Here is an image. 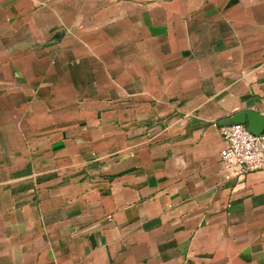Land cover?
<instances>
[{
	"label": "crops",
	"instance_id": "0c3cea01",
	"mask_svg": "<svg viewBox=\"0 0 264 264\" xmlns=\"http://www.w3.org/2000/svg\"><path fill=\"white\" fill-rule=\"evenodd\" d=\"M244 111L264 0H0V264H264Z\"/></svg>",
	"mask_w": 264,
	"mask_h": 264
},
{
	"label": "built area",
	"instance_id": "2783aa9c",
	"mask_svg": "<svg viewBox=\"0 0 264 264\" xmlns=\"http://www.w3.org/2000/svg\"><path fill=\"white\" fill-rule=\"evenodd\" d=\"M218 130L225 143L219 161L226 180H241L249 173L264 172V132L254 135L241 124L218 125Z\"/></svg>",
	"mask_w": 264,
	"mask_h": 264
},
{
	"label": "water",
	"instance_id": "95a60500",
	"mask_svg": "<svg viewBox=\"0 0 264 264\" xmlns=\"http://www.w3.org/2000/svg\"><path fill=\"white\" fill-rule=\"evenodd\" d=\"M223 124L245 125L247 130L254 135H260L264 132V117L251 111L240 112L220 125Z\"/></svg>",
	"mask_w": 264,
	"mask_h": 264
}]
</instances>
